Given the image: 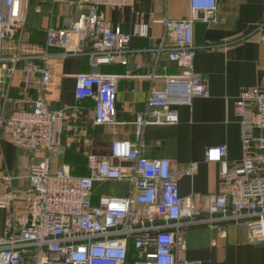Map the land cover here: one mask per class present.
I'll return each instance as SVG.
<instances>
[{
    "label": "built area",
    "instance_id": "1",
    "mask_svg": "<svg viewBox=\"0 0 264 264\" xmlns=\"http://www.w3.org/2000/svg\"><path fill=\"white\" fill-rule=\"evenodd\" d=\"M133 1L50 0L51 5L76 7L79 13L65 14L61 25L47 28L44 44H35L18 36L30 0H0V85L14 78L21 63L25 90L15 97L0 88V131L32 155L24 174L0 168V210L8 212L0 231V264H203L188 257L183 229L226 221L244 222L250 240L264 242V83L242 87L235 102L240 163L229 162L225 143L205 150L207 161L221 165L218 191L182 196L180 176H193L198 161L179 168L171 158L141 151L146 126L176 124L177 105L209 95L206 80L194 71V58L199 50L221 43L197 44L194 23L214 21L218 0H191L188 16L161 20L157 58L167 52L180 71L147 75L163 78L165 85L148 92L146 110L135 120L136 140H113L109 155L89 152L86 175L74 174L66 165L52 167V158L65 153L67 121L66 110L52 108L45 94L53 84L55 61L86 55L92 67L117 61L127 65L134 51L132 37L148 35L149 25L138 22L133 32H126L113 27L101 7H124ZM35 10H43L41 2ZM251 33L264 40V20ZM118 77L96 71L76 74L77 98L95 100V124L117 122ZM31 87L38 92L29 94ZM7 102L16 107L9 110ZM22 178L26 183L16 185ZM110 181L123 182L126 188L96 195L95 185Z\"/></svg>",
    "mask_w": 264,
    "mask_h": 264
},
{
    "label": "crops",
    "instance_id": "2",
    "mask_svg": "<svg viewBox=\"0 0 264 264\" xmlns=\"http://www.w3.org/2000/svg\"><path fill=\"white\" fill-rule=\"evenodd\" d=\"M39 2L43 10L37 12L35 6ZM101 10L113 27L133 32L136 23L144 22L149 25V32L145 36L132 37L130 46L134 51L127 65L117 61L92 67L86 55L67 56L55 61L53 84L45 94L52 108L66 110L67 121L62 137L65 153L62 157L52 158V167L66 165L77 175L88 174L89 152L109 155L113 140H136L135 120L146 110L148 92L162 89L165 85L163 78L151 80L147 75L153 71L158 74L180 71L167 52H162L157 58L155 49L164 31L161 20L188 16L191 0H134L124 7L102 6ZM70 13L78 14L79 10L64 4L51 5L50 0H30L25 36L24 28L18 36L28 43L44 44L47 28L61 25L63 16ZM261 20H264V0H218L214 21L197 20L194 23L197 44L221 43L214 49L199 50L194 58V71L206 80L209 95L194 96L190 104L177 105L179 121L176 124H152L144 129L141 146L144 155L171 158L179 168L198 161V169L193 176H180L182 196L219 190L221 165L205 159L208 146L227 144L229 162L232 165L240 163L241 125L234 106L242 87L264 83V40L260 34L251 33ZM243 35L246 37L237 39ZM127 70H130V75H126ZM92 71L119 75L115 124H95V100L76 96V74ZM22 77L20 63L14 78L0 88L19 97L25 91ZM28 92L36 94L38 91L31 87ZM3 102L0 95V103ZM6 105L9 110L16 107L14 102ZM31 158L28 150L14 144L0 131V168L13 174H24ZM25 183V178L15 181L16 185ZM98 184L101 183L95 185L96 195L109 193H97ZM18 207V212H22V206ZM7 214V211L0 210V231ZM182 235L188 257L201 259L203 264H264V242H252L244 222L193 225L184 228Z\"/></svg>",
    "mask_w": 264,
    "mask_h": 264
},
{
    "label": "rangeland",
    "instance_id": "3",
    "mask_svg": "<svg viewBox=\"0 0 264 264\" xmlns=\"http://www.w3.org/2000/svg\"><path fill=\"white\" fill-rule=\"evenodd\" d=\"M32 7V6H31ZM30 7V11L32 8ZM25 28H24V36H25ZM126 188V185L123 182H116V181H110L98 184L96 188L97 193L102 192H109V193H118L123 191Z\"/></svg>",
    "mask_w": 264,
    "mask_h": 264
}]
</instances>
